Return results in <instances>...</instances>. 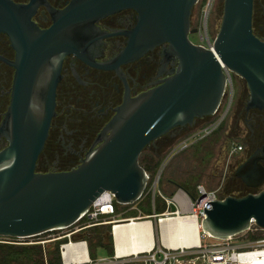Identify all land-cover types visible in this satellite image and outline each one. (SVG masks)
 Wrapping results in <instances>:
<instances>
[{
    "label": "water",
    "instance_id": "95a60500",
    "mask_svg": "<svg viewBox=\"0 0 264 264\" xmlns=\"http://www.w3.org/2000/svg\"><path fill=\"white\" fill-rule=\"evenodd\" d=\"M198 2L74 0L55 13L49 29L41 31L25 15L28 7L0 0V32L10 36L16 51L10 64L15 69L11 102L0 128L8 143L0 151V238L29 239L68 229L104 192L111 193L118 205L140 200L150 175L139 165V157L174 129L193 127L197 120L214 116L227 81L221 65L245 82V110H264V43L252 33L253 0H223L220 28L210 47L189 40L196 32L191 29V15ZM124 10H134L137 23L125 34L124 50L105 69L117 70L164 44L177 67L158 86L135 97L126 91L99 137L100 146L78 168L36 172L55 115L63 59L80 54L85 28ZM260 152L264 147L234 172L253 190L264 184ZM209 203L212 208H204L202 228L215 238L239 235L252 222L264 230V189ZM170 212H175L173 206Z\"/></svg>",
    "mask_w": 264,
    "mask_h": 264
},
{
    "label": "flooded vegetation",
    "instance_id": "af4514ba",
    "mask_svg": "<svg viewBox=\"0 0 264 264\" xmlns=\"http://www.w3.org/2000/svg\"><path fill=\"white\" fill-rule=\"evenodd\" d=\"M7 1L28 7L25 15L42 31L53 25L55 13L64 10L74 0ZM136 23L137 13L134 10H124L101 18L83 30L80 54L65 56L55 91V115L51 119L43 151L36 162V170L49 173L78 168L87 155L100 146L102 141L99 137L115 115V109L122 104L126 91L130 97H135L158 86L177 67L178 61L166 54L168 45L164 44L137 60L119 65L117 70L105 69V66L113 65L124 50L127 42L125 34ZM251 27L254 37L264 43V0H253ZM15 55L10 36L0 32V128L11 102L15 69L10 64L14 62ZM243 83L245 94L240 92L235 101L233 124L239 130L237 126L242 122L248 130V148L242 147L240 153L244 151L249 157L264 147V110H245L248 90ZM210 120L211 117L197 120L193 127L176 128L164 137L175 139L185 134L182 137L185 138L188 131ZM7 145L6 139L0 135V151ZM147 147H151L152 151L157 149L154 143ZM260 155L264 167V153L260 152ZM233 177L236 178L234 173ZM261 241L264 239L245 245L244 249L258 245L263 247L264 243H259Z\"/></svg>",
    "mask_w": 264,
    "mask_h": 264
},
{
    "label": "rangeland",
    "instance_id": "374dc122",
    "mask_svg": "<svg viewBox=\"0 0 264 264\" xmlns=\"http://www.w3.org/2000/svg\"><path fill=\"white\" fill-rule=\"evenodd\" d=\"M223 10V0H199L195 5L191 15V29H195L196 32L189 35V40L199 46L210 47L215 39L221 24ZM233 82V102L226 117L220 123V125L209 136H205L198 139L194 143H190L187 147L179 149L169 160L167 154L170 150L181 141L185 134L175 137V139L162 137V139L154 142L157 147L155 151L152 148L147 147L141 156L147 154H155L156 158L160 160V166L154 175H150L144 195L136 203L131 205H118L115 204L116 215H119L120 219H127V216H134L130 218H136L140 214H148L153 212H161L167 209L164 199L172 200L181 192L187 193L190 197L195 198L197 196V186H202L206 191H215L219 198L229 196L230 192L237 194L236 189L240 188V180L233 177L237 166L243 163L248 154L238 153L234 155L229 154V146L232 142L240 144L242 147L248 148L246 144V135L248 133L245 125L240 122L237 126L239 130H236L234 123L235 110L233 109L235 101L240 92L245 94L244 83L240 78H236L232 74ZM246 86V85H245ZM225 111V110H224ZM187 133H190L188 131ZM153 152V153H152ZM248 153V152H247ZM141 156L139 158H141ZM162 164L164 165L159 176ZM38 173L40 170H36ZM158 176V181L156 178ZM168 179H172L180 184L184 189H179L176 185L167 183ZM153 188L155 192L153 194ZM234 189V190H233ZM264 189V184L261 188L255 192ZM244 192V191H243ZM254 192V193H255ZM163 197H162V196ZM149 216V215H147ZM153 226V236L156 241L157 236L160 237V229L158 223L154 219H148ZM144 222V221H142ZM156 227V231H155ZM110 231L109 228L100 229V231ZM158 230V231H157ZM69 230H60L50 232L30 241H48L54 239H61L68 233ZM111 235L112 232L110 231ZM111 244L107 247H112L114 244L113 236L110 237ZM264 239V231L247 232L237 238V244L248 245L254 244L256 241ZM161 240V238H160ZM211 243L213 240H206ZM26 242V241H25ZM95 241L89 242V250L92 259L99 258H112L113 255L106 249L97 247ZM0 243H4V239H0ZM53 243L47 244L46 247L51 249ZM254 248V247H253ZM246 248L241 250L253 249ZM143 264V263H136Z\"/></svg>",
    "mask_w": 264,
    "mask_h": 264
},
{
    "label": "built area",
    "instance_id": "2783aa9c",
    "mask_svg": "<svg viewBox=\"0 0 264 264\" xmlns=\"http://www.w3.org/2000/svg\"><path fill=\"white\" fill-rule=\"evenodd\" d=\"M221 68L227 74V81L225 86V95L221 102V105L219 106V109L214 114V116L211 117L210 121L206 122L196 129H193L190 133L187 134L185 138H182L181 141L178 142V144L174 147V149L170 150V152L167 154L168 160L182 147L185 148L190 143H194L198 139L209 136L213 131H215V129L226 117L231 106L233 96V83L232 74L227 71L223 65H221ZM240 152H242V146L240 144L232 142L229 146V154L232 156ZM196 191L197 196L195 198L190 197L187 193L181 192L182 194H184V200L182 199L183 202L178 201L176 197L172 200H168L161 195L167 206V209L164 213L157 215L153 212V214L149 216L139 213L138 217L127 219H120L119 215H116L115 197L109 192H104L95 202L92 203L86 214L82 216L75 225L68 229H65L69 231L61 238L66 239V242L64 244H61L59 247L61 264H136L139 262L143 264H232L235 262L238 255L264 248V246L260 247L261 245H258V247H254L253 249L241 250L244 249V246L237 244V238L244 233L251 231H264L263 229L257 227L254 222L251 223L249 229L245 232L226 238H215L209 233L205 232L202 228V222L206 218L204 208L207 211L210 210L212 208V205L209 202H214L217 199L221 198H219L217 192L206 191L202 186H197ZM171 206L175 208L174 213L170 212ZM169 217L172 219H192L197 227V244L172 247L165 246L161 243V245L158 244L157 247H155L154 238H152V245L137 254L124 253L121 255H117V253L115 252L112 258H102L93 261L88 257V244L86 240L75 239V236L80 234L81 232L97 226H109L110 231L113 232L114 226L119 223L130 221H144L151 223V221H148V219H154L159 225L161 219H166ZM0 239H4V243L20 245H44L45 243L61 240L54 239L44 242H41L39 240L38 242H28V240L33 238ZM206 240H213V242L209 243ZM259 243H264V241H261ZM67 246L72 247L66 249L68 252V256H65L64 250Z\"/></svg>",
    "mask_w": 264,
    "mask_h": 264
},
{
    "label": "bare ground",
    "instance_id": "6f19581e",
    "mask_svg": "<svg viewBox=\"0 0 264 264\" xmlns=\"http://www.w3.org/2000/svg\"><path fill=\"white\" fill-rule=\"evenodd\" d=\"M183 196L184 194L180 193L176 199L183 202ZM159 226L161 243L165 246H187L198 242L197 227L190 218L161 219ZM112 235L117 255L137 254L152 245V223H119L114 226ZM69 247L72 246H67L64 250L65 256H68L66 249ZM232 264H264V248L240 254Z\"/></svg>",
    "mask_w": 264,
    "mask_h": 264
},
{
    "label": "trees",
    "instance_id": "16d2710c",
    "mask_svg": "<svg viewBox=\"0 0 264 264\" xmlns=\"http://www.w3.org/2000/svg\"><path fill=\"white\" fill-rule=\"evenodd\" d=\"M139 165L145 170L146 173L151 175H155L159 166L160 160L156 158L155 154L147 156L143 155L139 158ZM167 183H171L172 185H176L177 188L184 190L179 183L172 179H168ZM240 183V182H239ZM240 188L236 189L238 191L237 194L230 192L227 195L241 197L247 195L248 193H254L253 189H249L240 183ZM234 190V189H233ZM244 191V192H243ZM144 195V194H143ZM165 210L161 212H155V214L163 213ZM153 213H148L145 215H152ZM127 216L126 218L135 217ZM109 228V226H97L93 228H89L80 234L75 236V239H84L88 244L89 250V242L95 241L94 243L97 247L106 249L113 255L112 247H107L108 244L112 243L110 231H100V229ZM35 239V238H33ZM34 242H38L34 241ZM66 239L56 240L53 242L41 244H33V245H20V244H8V243H0V264H61L59 247L61 244H64ZM53 243V247L48 249L46 247L47 244ZM91 257V255H90Z\"/></svg>",
    "mask_w": 264,
    "mask_h": 264
},
{
    "label": "crops",
    "instance_id": "0c3cea01",
    "mask_svg": "<svg viewBox=\"0 0 264 264\" xmlns=\"http://www.w3.org/2000/svg\"><path fill=\"white\" fill-rule=\"evenodd\" d=\"M170 200H171V199H170ZM165 211H166V209H165ZM165 211H164V212H165ZM164 212H163V213H164ZM154 213H155V212H154ZM159 214H162V213H159ZM157 215H158V214H157ZM158 230H159V228H158ZM158 230H157V231H158ZM155 231H156V227H155ZM152 232H154V230H153V226H152ZM110 236H112L111 233H110ZM153 238H154V236H153ZM113 239H114V238H113ZM154 244H155V247H157L158 244L161 245L160 237L157 236L156 241L154 240ZM115 252H116V250H115V248H114V246H113V256H114ZM88 257H89V259L95 261V259H92V258L90 257V255H89V251H88ZM104 258H107V257H104ZM99 259H102V258H99ZM96 260H98V258H97Z\"/></svg>",
    "mask_w": 264,
    "mask_h": 264
}]
</instances>
